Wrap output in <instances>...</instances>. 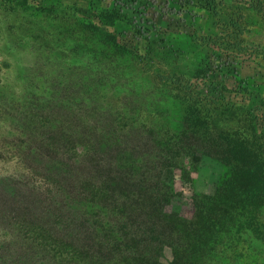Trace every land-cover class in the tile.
Masks as SVG:
<instances>
[{"label":"rangeland","instance_id":"1","mask_svg":"<svg viewBox=\"0 0 264 264\" xmlns=\"http://www.w3.org/2000/svg\"><path fill=\"white\" fill-rule=\"evenodd\" d=\"M123 1L117 16L114 0H0V264L26 245L12 209L42 193L37 185L66 160V138L175 142L189 99L223 91L255 109L264 140L260 0ZM261 150L264 163V142ZM215 163L202 157L190 170L195 191L211 190ZM174 182L182 198L173 206L189 216L190 186L178 171ZM259 215L257 235L231 231L209 254L181 261L264 264V208Z\"/></svg>","mask_w":264,"mask_h":264},{"label":"trees","instance_id":"2","mask_svg":"<svg viewBox=\"0 0 264 264\" xmlns=\"http://www.w3.org/2000/svg\"><path fill=\"white\" fill-rule=\"evenodd\" d=\"M114 5L117 16L126 8L123 0ZM236 102L223 91L190 98L177 140L150 148L129 140L119 147L66 138L65 164L37 185L42 193L14 201L11 216L20 217L26 245L12 251L8 263L183 264L209 254L206 248L219 237L234 238L231 231L237 240L247 231L257 235L264 208V163L257 159L263 132L255 109ZM259 102L264 115V97ZM240 118L228 132L225 123ZM202 157L222 172L207 183L210 191L199 193L189 173ZM177 171L190 186L183 201L189 216L173 206L182 198L174 187Z\"/></svg>","mask_w":264,"mask_h":264}]
</instances>
